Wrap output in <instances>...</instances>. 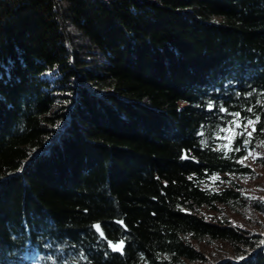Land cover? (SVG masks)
Masks as SVG:
<instances>
[{"label": "trees", "instance_id": "trees-1", "mask_svg": "<svg viewBox=\"0 0 264 264\" xmlns=\"http://www.w3.org/2000/svg\"><path fill=\"white\" fill-rule=\"evenodd\" d=\"M234 119L264 167V0H0V264H264Z\"/></svg>", "mask_w": 264, "mask_h": 264}, {"label": "rangeland", "instance_id": "rangeland-1", "mask_svg": "<svg viewBox=\"0 0 264 264\" xmlns=\"http://www.w3.org/2000/svg\"><path fill=\"white\" fill-rule=\"evenodd\" d=\"M254 121L253 125H249L247 128L248 132H252L253 127L255 128L256 120ZM241 125L239 121H237ZM247 124V122L245 123ZM244 124V125H245ZM227 128V127H226ZM243 131V126L240 128H235L234 126L232 129L221 132L218 135V139L220 140V147L224 150V152H229L231 150L237 149L235 145V140L237 137H245L248 141L251 136H247V133H245L243 136L237 135V133ZM253 133V132H252ZM242 146H244V149L246 150V156L240 161L244 166H247L252 170V173L246 174L243 176H232V175H219L211 179L209 183V188L213 191H219L224 188H227L230 186V181H235L241 186L242 192L253 199H262L264 198V167L261 165H258V153L251 148V143L248 142L247 144L242 142ZM262 150L264 151V142L261 146ZM251 153V155H249ZM214 212H211L212 214H215L216 216L220 215H231L229 211L226 209H222L218 207ZM206 253L210 256L211 264H218L221 261H224L226 259H232L233 255L231 253V250L222 244H214L210 247L205 248Z\"/></svg>", "mask_w": 264, "mask_h": 264}, {"label": "snow or ice", "instance_id": "snow-or-ice-1", "mask_svg": "<svg viewBox=\"0 0 264 264\" xmlns=\"http://www.w3.org/2000/svg\"><path fill=\"white\" fill-rule=\"evenodd\" d=\"M221 110H222V111H225V109H221ZM249 111H252V109H249ZM231 115H233V116L236 117L237 119L240 117V113H239V112L232 113ZM256 120L259 121V117H257ZM253 124H254V121H252V120H248V121H247V124L243 125V131L237 133V135H241V136H243L245 133H247V136H251V135H252V132H254L256 129L253 127L252 132H248V131H247V128H248L249 125H253ZM233 126H234L235 128H240V127H241V125H240L239 123H237V120L234 119L233 121L228 122V127H227V128H221V129H219V131H220V132H226V131L232 129ZM248 142H249V141H248L247 139L244 141L245 144H247ZM236 150L239 151L240 149L237 148ZM249 155H251V153H249ZM97 227H99V226H97ZM242 258H243V257H241V259H242Z\"/></svg>", "mask_w": 264, "mask_h": 264}, {"label": "water", "instance_id": "water-1", "mask_svg": "<svg viewBox=\"0 0 264 264\" xmlns=\"http://www.w3.org/2000/svg\"><path fill=\"white\" fill-rule=\"evenodd\" d=\"M97 226H99L97 223L93 224V229L100 237H102L103 236L102 232H101L100 228Z\"/></svg>", "mask_w": 264, "mask_h": 264}]
</instances>
